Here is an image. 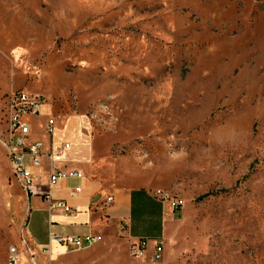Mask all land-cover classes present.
<instances>
[{
    "label": "rangeland",
    "instance_id": "1",
    "mask_svg": "<svg viewBox=\"0 0 264 264\" xmlns=\"http://www.w3.org/2000/svg\"><path fill=\"white\" fill-rule=\"evenodd\" d=\"M11 89L82 118L97 177L182 198L156 262L264 264V0H0V133ZM21 200L0 145V264ZM118 229L46 264L130 260Z\"/></svg>",
    "mask_w": 264,
    "mask_h": 264
},
{
    "label": "crops",
    "instance_id": "2",
    "mask_svg": "<svg viewBox=\"0 0 264 264\" xmlns=\"http://www.w3.org/2000/svg\"><path fill=\"white\" fill-rule=\"evenodd\" d=\"M49 116L55 117V129L51 135L46 131V120ZM29 120L30 141L41 140L46 149L50 148L51 143L70 142L71 148L62 157L56 159L55 166L65 172L78 169L83 177L62 178L51 189L53 197L63 198L70 206L76 208L73 213L49 211L42 196H27L24 193L27 206H24V201L21 200L23 206L20 214L24 220L23 233L28 239L32 243L44 244L48 240L49 233L58 235L90 233L98 235L100 240L102 236L107 245L110 242L111 230L117 226L125 243L129 244L142 238L146 239V248L144 258L130 260L116 258V264H159L151 260V255L155 241L164 238L166 224L172 220L171 207L156 199L153 190L149 187L127 186L119 178L115 181H105L103 177H97V171L92 170V160L100 153V149L96 147L100 139H94L91 132L83 127L84 121L79 116L63 115L44 108L42 115ZM45 171L43 169V172ZM40 183L42 185L46 183L45 176L40 179ZM77 186L81 187V192L73 197L70 195V190ZM110 195L113 199L105 205V199ZM167 216L170 220H167ZM56 250L59 251V248L56 247ZM55 259L53 257L50 261ZM70 259L58 258L57 263L66 264ZM50 261L45 256L37 258L38 264H46ZM19 264L29 263L26 258H22Z\"/></svg>",
    "mask_w": 264,
    "mask_h": 264
},
{
    "label": "built area",
    "instance_id": "3",
    "mask_svg": "<svg viewBox=\"0 0 264 264\" xmlns=\"http://www.w3.org/2000/svg\"><path fill=\"white\" fill-rule=\"evenodd\" d=\"M44 97L40 94H26L22 91L10 90L7 96L6 128L0 133V145L5 149L9 159L11 177L27 196H42L49 211L60 210L73 213L76 208L70 206L65 199L53 197L51 189L60 179L70 177L80 179L83 174L78 169L68 172L55 166L56 159L62 157L70 148L68 141L52 144L45 148L41 140L30 141V118L43 114ZM55 129V117L49 116L46 120V131L51 135ZM43 169L46 171L43 172ZM45 176L46 183L42 185L40 179ZM81 192L77 186L70 190V195L75 197ZM153 196L162 203H167L173 211H178L183 206L182 198L169 195L161 189H155ZM110 195L105 199V205L112 201ZM121 227V226H120ZM100 240L98 235H58L48 234L44 244L32 243L22 233L19 235V245H10L7 250V262L19 264L26 258L29 264H37V258L45 256L49 261L61 252L80 251L90 248ZM59 248V251L56 250ZM146 239L132 241L128 245L129 255L134 259L145 257ZM61 249V250H60ZM162 242L155 241L151 260L161 258ZM61 251V252H60Z\"/></svg>",
    "mask_w": 264,
    "mask_h": 264
},
{
    "label": "trees",
    "instance_id": "4",
    "mask_svg": "<svg viewBox=\"0 0 264 264\" xmlns=\"http://www.w3.org/2000/svg\"><path fill=\"white\" fill-rule=\"evenodd\" d=\"M208 194L206 193V194H204V195H202V196H207Z\"/></svg>",
    "mask_w": 264,
    "mask_h": 264
}]
</instances>
